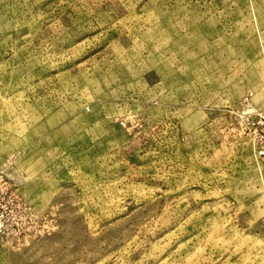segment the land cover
Masks as SVG:
<instances>
[{
    "label": "rangeland",
    "instance_id": "rangeland-1",
    "mask_svg": "<svg viewBox=\"0 0 264 264\" xmlns=\"http://www.w3.org/2000/svg\"><path fill=\"white\" fill-rule=\"evenodd\" d=\"M264 0H0V264H264Z\"/></svg>",
    "mask_w": 264,
    "mask_h": 264
},
{
    "label": "built area",
    "instance_id": "built-area-1",
    "mask_svg": "<svg viewBox=\"0 0 264 264\" xmlns=\"http://www.w3.org/2000/svg\"><path fill=\"white\" fill-rule=\"evenodd\" d=\"M255 151L264 164V116H258L249 127Z\"/></svg>",
    "mask_w": 264,
    "mask_h": 264
}]
</instances>
